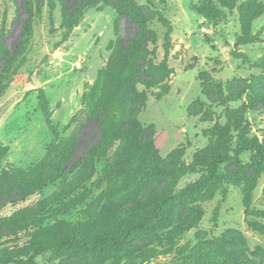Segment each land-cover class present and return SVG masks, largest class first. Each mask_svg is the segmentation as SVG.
<instances>
[{
    "label": "rangeland",
    "instance_id": "374dc122",
    "mask_svg": "<svg viewBox=\"0 0 264 264\" xmlns=\"http://www.w3.org/2000/svg\"><path fill=\"white\" fill-rule=\"evenodd\" d=\"M66 2L71 28L62 27L60 0H0V260L44 235L102 237L110 210L125 228L206 176L239 135L264 150V0ZM120 3L153 17L144 23L145 70L141 54L119 67L141 30ZM255 11L245 41L242 18ZM134 114L155 156L116 171L128 140L120 129ZM220 170L152 235L96 254L44 252L32 264H182L201 255L226 264L224 253L240 247L250 258L241 264H264V174L251 152Z\"/></svg>",
    "mask_w": 264,
    "mask_h": 264
},
{
    "label": "trees",
    "instance_id": "16d2710c",
    "mask_svg": "<svg viewBox=\"0 0 264 264\" xmlns=\"http://www.w3.org/2000/svg\"><path fill=\"white\" fill-rule=\"evenodd\" d=\"M66 1L67 0H60L63 5L62 7L64 8L62 27L71 28L74 25V17L70 13H67L68 4ZM117 7L120 9L121 13L124 16L134 21H137V23L141 27V30L138 33L137 37L131 41L130 51L124 53L119 67L125 66L131 61L132 57L141 54L140 59L143 58L145 60V64L139 66V71L145 70L146 66L148 65L146 61L148 58L147 56L152 55V53H150L148 49V43L152 40L150 41L144 39V34H146V32H144V23L149 20H152L153 17L151 19L148 17H140L139 15L136 16V7L132 3H120ZM256 12L257 11H255V13L249 16L248 18H242V25L245 32V41H248L250 39L251 22L256 19L259 15V13ZM130 95L133 100L141 101L140 103H144V100L146 98L143 94H139L137 92L134 87V83H131ZM113 101H116L115 96L113 99H109L108 102L113 103ZM40 103L49 121L50 115L48 112V101L43 93L40 97ZM111 111L112 107L110 103H108L106 107V112L100 120L103 131H106L107 127L109 128V122H107V118ZM128 124L129 125H127V127L120 129V132H123L127 136L128 140L123 150L124 154L121 160L122 166H117L119 164L115 165L116 171H123L122 167L124 165L127 167L135 166L136 163L139 162V159H143V161H145V159L147 160L149 157L155 156L152 144L140 142L142 128L137 120L136 114L129 117ZM229 151V153L225 151L216 152L213 159L207 163L206 176L202 177L196 183L187 186L179 193H171L163 196L157 201V204L154 206L150 214H146L141 211L140 217L136 220L131 221L123 229H120L114 223L115 218L117 216V211L115 212L114 210H110L104 216V224L109 227L110 230L102 237L89 239L75 231L62 234L59 237H53L52 240L43 239L45 237L44 235L40 238L33 239L30 248L31 250L27 253L24 252L6 256L5 258H2L0 260V264H32L35 261L36 257L44 252H52L53 254L57 255L68 252V250H79L91 254L102 253L107 248H122L129 245L141 236L152 235L156 233L157 230H159V228L163 225L167 214L178 205L179 199L181 197H183L187 193H192L194 191L199 190L206 182L211 179H214L219 174H221L222 172L220 170V167L222 165H240L241 156L246 152H251L252 154L253 168L255 169L256 173L260 176L264 174V150L262 146L258 143V141L248 139L243 135H239L236 141L235 148H231ZM236 251L237 256H235ZM232 252L227 251L226 254L224 253V256L227 260L226 264H241L243 262L246 263L250 259L249 257H247L248 250L246 248L240 247L239 249H235ZM213 255L217 254L214 253ZM201 257H196L194 262L190 261L188 258H185L181 263L204 264L201 261ZM205 264L216 263H212L210 257Z\"/></svg>",
    "mask_w": 264,
    "mask_h": 264
},
{
    "label": "water",
    "instance_id": "95a60500",
    "mask_svg": "<svg viewBox=\"0 0 264 264\" xmlns=\"http://www.w3.org/2000/svg\"><path fill=\"white\" fill-rule=\"evenodd\" d=\"M236 47H237V46H236ZM36 85H39V82H38Z\"/></svg>",
    "mask_w": 264,
    "mask_h": 264
}]
</instances>
